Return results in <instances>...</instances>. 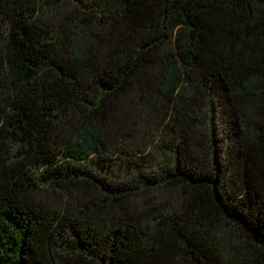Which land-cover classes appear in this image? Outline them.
Returning a JSON list of instances; mask_svg holds the SVG:
<instances>
[{"label": "trees", "instance_id": "16d2710c", "mask_svg": "<svg viewBox=\"0 0 264 264\" xmlns=\"http://www.w3.org/2000/svg\"><path fill=\"white\" fill-rule=\"evenodd\" d=\"M153 120L148 178L127 141ZM262 175L264 0H0V264H264Z\"/></svg>", "mask_w": 264, "mask_h": 264}, {"label": "rangeland", "instance_id": "374dc122", "mask_svg": "<svg viewBox=\"0 0 264 264\" xmlns=\"http://www.w3.org/2000/svg\"><path fill=\"white\" fill-rule=\"evenodd\" d=\"M155 126H156L155 121L154 120L150 121L147 125H143L141 129L132 132L133 133L132 137L127 141V143L131 147V150H133V152L131 153L132 156L129 158L130 163H135L138 166L137 169L141 170V173L143 174V176L148 177V178H151V176L156 174L157 171L155 169H151L153 166L152 164L151 166L146 165L144 167V165L141 164L142 162L139 161L137 157H142L144 152H148L147 150L148 146H146L145 144L151 141H155V139L157 138V134L159 133V130H157ZM224 130L226 131L228 130L226 126L221 127V131L220 129L218 130L219 134L217 133V135L219 136H217V138L223 140L222 142L223 149L220 148L219 151H221L222 154L228 160L227 152L225 151V149L228 148L230 145H229V141L227 138L228 133H226ZM121 148L122 149L128 148V146L125 144V145H122ZM142 148H144V150H141ZM134 153H136V155ZM111 158L113 157H109V160ZM156 158H158V156ZM229 162H231V164H229L230 170L232 172L236 171L240 163H236L234 159H231ZM146 167L147 168L149 167V169H147ZM126 174H129V171H126L124 168H118L117 166L115 167L114 176H118L117 177L118 179L125 177ZM260 177L264 178L263 175ZM114 182H119V181L115 180ZM160 192L161 191L159 190H151V191H143L139 193L146 194L144 196L149 198L150 200L149 208H152L150 210L152 214H158V215H161L162 217H165L168 214L172 213L171 211H167V208H172L173 203L175 202L176 199H175L174 193L168 192L166 195L162 196ZM261 194H262V200L264 202V186L261 189ZM40 196H41V203L47 210L59 209L57 211L66 212L67 210H72L73 209L72 206L75 207V205L79 203L78 199H75L71 201V203H68V204L65 203V208H64V205H63V202L61 201L59 193L53 190H43L40 193ZM168 197H170L171 200L168 203H166L167 202L166 198ZM180 198L181 196L179 197V199ZM140 199L137 196L132 197L130 199V204L127 205V209L124 210V214L129 215L133 218L137 217L139 221L143 219L144 214L147 213L146 209L141 207ZM174 208H178V206H175ZM213 234L215 235L214 238L216 239V242L218 243V248L220 250V253L223 256H228L236 252L237 250L241 249V247L243 246L242 238L238 236V233H236L232 227H229L228 229H226L225 232H222V231L215 232L213 230ZM200 260H201L200 264H208L204 260L202 259ZM177 264H192L190 255L185 253L179 259Z\"/></svg>", "mask_w": 264, "mask_h": 264}]
</instances>
